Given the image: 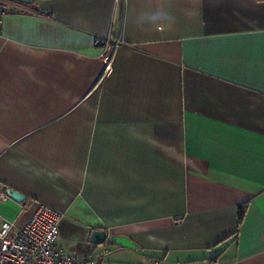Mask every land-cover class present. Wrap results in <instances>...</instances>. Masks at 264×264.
Returning a JSON list of instances; mask_svg holds the SVG:
<instances>
[{
  "label": "crops",
  "instance_id": "crops-1",
  "mask_svg": "<svg viewBox=\"0 0 264 264\" xmlns=\"http://www.w3.org/2000/svg\"><path fill=\"white\" fill-rule=\"evenodd\" d=\"M0 5V226L46 205L85 264H264V0Z\"/></svg>",
  "mask_w": 264,
  "mask_h": 264
},
{
  "label": "built area",
  "instance_id": "built-area-1",
  "mask_svg": "<svg viewBox=\"0 0 264 264\" xmlns=\"http://www.w3.org/2000/svg\"><path fill=\"white\" fill-rule=\"evenodd\" d=\"M14 10L13 7L0 5V16ZM121 41L119 35L113 37L106 34L97 38L99 57L106 69L110 68L113 52ZM61 217V211L40 205L14 236L11 234L13 223L3 221L0 226V264H85L77 261L73 254L64 252L57 244ZM149 264L160 263L153 260Z\"/></svg>",
  "mask_w": 264,
  "mask_h": 264
},
{
  "label": "water",
  "instance_id": "water-1",
  "mask_svg": "<svg viewBox=\"0 0 264 264\" xmlns=\"http://www.w3.org/2000/svg\"><path fill=\"white\" fill-rule=\"evenodd\" d=\"M6 192L18 202H21L25 198V196L22 193L12 188H7ZM105 236H106V231L104 229H94L90 233V241L99 244L103 242Z\"/></svg>",
  "mask_w": 264,
  "mask_h": 264
},
{
  "label": "trees",
  "instance_id": "trees-1",
  "mask_svg": "<svg viewBox=\"0 0 264 264\" xmlns=\"http://www.w3.org/2000/svg\"><path fill=\"white\" fill-rule=\"evenodd\" d=\"M245 210H246V206L244 203L237 206V219H238L237 223H238V225L240 224V222L242 221V219L244 217Z\"/></svg>",
  "mask_w": 264,
  "mask_h": 264
}]
</instances>
